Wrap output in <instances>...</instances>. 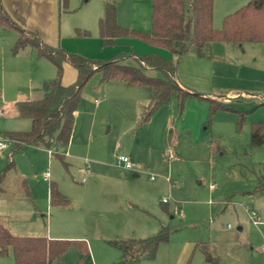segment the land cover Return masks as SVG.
Here are the masks:
<instances>
[{
	"label": "rangeland",
	"instance_id": "1",
	"mask_svg": "<svg viewBox=\"0 0 264 264\" xmlns=\"http://www.w3.org/2000/svg\"><path fill=\"white\" fill-rule=\"evenodd\" d=\"M249 1H216L214 27L221 29L224 17ZM9 34L16 37L15 44L18 34L0 26L3 44L10 41ZM26 49L32 50L29 46ZM206 55L202 58L204 68L214 71L210 93L225 95L243 90L257 96L245 101L228 100L225 105L234 111H217L207 131L203 130L210 114V104L206 103L200 127V132L205 133L202 139L180 134L188 109L180 117L176 101L139 126L142 104L138 99L146 91L123 84H101L95 76L83 91L70 146L52 147L50 151L38 148V157L32 156L28 146L18 151L17 170L10 171L3 181L6 193L26 198L20 176L25 179L33 200L45 215L46 227L61 235L62 240L87 243L89 258L84 264H109L120 258L119 262L121 252L108 241L145 239L157 235L162 228L169 230V241L160 244L155 259L136 264H264V190L263 194L247 192L264 174V145H251V124L264 123V45L245 43L240 47L216 42L206 48ZM5 56H0L6 60H0V104L4 90L7 94L12 88L27 87L30 79L29 74L15 70L18 68L11 53ZM44 60L56 74L55 67ZM127 64L137 62L129 59ZM74 69H67L65 80L72 72L75 74ZM148 74L162 76L154 70ZM41 84L38 76V91ZM259 88L261 93L252 90ZM200 108L202 115V106L188 113V125L198 119ZM236 110L249 112L240 130ZM23 128L31 129L29 120L0 116V136ZM173 136L178 137L175 145ZM122 155L130 157L133 171L118 164ZM3 167L0 155V171ZM45 171L69 199L68 207L50 206V182L42 179ZM227 197L235 205L221 211L219 200ZM252 210L259 214L258 224L248 216ZM212 239L216 243L211 256L195 249L197 243ZM79 254L71 247L54 264H77ZM0 264H14L12 254L0 256Z\"/></svg>",
	"mask_w": 264,
	"mask_h": 264
},
{
	"label": "trees",
	"instance_id": "2",
	"mask_svg": "<svg viewBox=\"0 0 264 264\" xmlns=\"http://www.w3.org/2000/svg\"><path fill=\"white\" fill-rule=\"evenodd\" d=\"M71 0H59L60 10L69 12ZM153 5L152 30L147 33L119 26L116 2H107L104 15L98 23L99 36L104 47L114 46L119 40H137L148 46L169 53L164 56L154 52L136 55L132 52L119 53L108 60L89 59L70 53L61 47H53L43 42L32 31L19 26L6 12L0 0V26L15 30L18 39L12 49L18 53L25 47L37 52L38 58L48 60L56 69V77L42 86L44 96L37 101L17 104L19 116L31 121L28 132H4L3 138L11 140L12 147L8 162L0 174V193L6 175L16 169L13 155L25 145H33L50 150L52 147H68L71 141L76 112L88 83L98 76L101 84H124L141 87L149 94V103L142 106L138 125L149 123L157 112L177 103V111L182 117L192 99L205 100L210 104L208 125L219 110L234 111L225 104L204 98L199 92L183 90L176 82V74L182 58L195 54L206 58V48L216 42L242 47L245 43L264 45V0H250L246 5L226 15L221 29L214 27V7L218 0H150ZM89 35V32H79ZM134 59L137 65L127 61ZM71 64L77 71L76 81L63 85L64 64ZM158 71L161 77H153L148 71ZM249 112L237 111V129L240 130L247 120ZM264 144V124L254 123L251 127V145ZM63 160V159H62ZM28 197L31 191L25 180L22 181ZM264 190V176L259 179L256 192ZM50 204L53 207L68 206L69 199L59 190L56 183L50 184ZM169 241V230L145 239H119L108 244L122 253V259L116 264H136L141 260H153L160 244ZM75 247L80 253L77 264H84L89 258V247L85 241L56 240L46 237H20L13 235L0 224V256L12 254L14 264H54L64 254ZM202 243L196 249H202Z\"/></svg>",
	"mask_w": 264,
	"mask_h": 264
},
{
	"label": "crops",
	"instance_id": "3",
	"mask_svg": "<svg viewBox=\"0 0 264 264\" xmlns=\"http://www.w3.org/2000/svg\"><path fill=\"white\" fill-rule=\"evenodd\" d=\"M112 1L116 2L117 4V21L120 27L127 29L141 30L147 33L151 32L153 5L150 0H71L69 4V9H70L69 12H62L60 10L59 0H2V4L6 12L9 14V16L19 26H21L25 30L37 33L41 37L44 43L53 47H61L70 53L79 54L89 59L108 60L115 57L119 53H128V52H132L136 55H144V54L157 52L164 56H167L166 54L160 52L158 49L143 44L142 42L137 40H119L118 43L114 46L104 47L102 39L99 36L98 23L100 18L104 15L106 3ZM235 1H239V0H235ZM4 30L15 31L11 29H4ZM84 31L89 32V35L87 36L84 35L83 33L82 34L79 33ZM9 35L11 39L8 43L3 44V42L0 41V56L2 54V57L6 58L5 55L11 53V55L13 56L12 58L13 61L17 64L14 65L16 68H18V70L15 68L14 69L17 72L22 70L24 73L29 74L30 79H29V85L27 87L19 86L16 88H12L8 90L7 94L4 90L2 96V103L0 104V108L2 109V113L0 114V116L12 115L15 118L23 119L19 116L17 104L20 102L37 101L42 99L44 96L42 90L43 84L49 80L54 79L56 77V74L55 72H53L50 66H47V64L43 62L45 61L43 58H38L37 52L33 48L31 51H29L26 49L27 47H25L21 49L18 53L14 54L12 51L15 45L13 43L14 40L13 38L16 37L13 36L12 34ZM3 58L0 60L5 62L6 60ZM204 63H206L205 59L199 58L198 56H195L193 54L184 56V58H182L180 62L176 74L177 84L185 91L199 92L203 95L204 98L209 97L223 104H226L228 100L245 101L246 99L249 98L250 99L256 98L257 95L249 94L247 93V91H243V90L229 91L225 95L210 93L209 90L213 88V84H214L213 83L214 71L210 70V67H208V70L204 68L205 67ZM71 67L74 69V67L71 64L69 63L64 64V75L62 78V83L65 86L73 84L77 79V71L74 69L75 74H73L72 72V74H70L69 80H65V73L67 69H71ZM38 76L40 77V80L42 82L39 91H38ZM128 87L143 89L141 87H130V86ZM252 88H256V87H252ZM252 90L255 92H260V93L262 92L260 88L252 89ZM146 93H147L146 95L142 94V96L140 94L141 99H138V102H140L142 106H146L149 103V94L147 91ZM206 103L208 104V102L205 100H200V99L191 100L189 108L187 110L186 118L180 125L179 132L180 134L183 132L182 136H189V137L191 136L193 139L195 138L202 139L204 137L205 133L202 134L200 132V127L204 123L203 120L204 117L206 116L205 115L206 114L205 110L207 109L205 105ZM201 106L204 107V113L201 115V113L203 112V108L202 109L200 108V110L202 111L199 110L198 114L196 115L198 116V119L197 120L195 119V121H193V124L188 125L187 124L188 121L186 120L188 117V113L193 109L194 110L199 109V107ZM76 116H77V112H76ZM256 123L264 124L261 122H256ZM210 127L211 126L205 125L203 130L207 131L210 129ZM21 130L9 131V132H28V128L27 129L23 128ZM0 137H2V135ZM172 139H173L172 142L175 145L176 144L175 141L178 139V137L173 136ZM26 146L31 147L32 156L38 157V148L40 147H36L33 145H25L20 150H23ZM11 147L12 144L9 146L7 150H0V155L4 163V167L0 171V174L7 166L8 157H9L8 152ZM17 152L13 155V161L15 163V166H16L15 156ZM175 158L177 157L175 156ZM177 159L180 160L179 157ZM133 170H129V171H133ZM45 173L46 171L43 172L42 174L43 181H45L44 180ZM133 176L138 177L137 174H133ZM20 180L22 184V181L25 179H23L20 176ZM152 181H155V179H153ZM49 182H50L49 183V204H50V184L55 182H52L51 178ZM255 185L256 186L254 189L247 192L251 194H256V193L263 194L262 193L263 191L260 192L255 191L256 188L259 186V181H256ZM219 204H220L219 207L220 210L224 211L228 208V206L235 205V202L232 201L231 197H227V199L225 200L224 199L219 200ZM242 205L243 204L241 203L239 204V206ZM50 206L52 205L50 204ZM180 211H178L179 216H180ZM246 211H248L247 208ZM258 222H259V214H258ZM75 223L77 224V221H75ZM0 224L6 227L15 236L46 237L49 239L62 240L60 239V237H62L61 235L52 233L51 228L48 229V227H46L45 215L42 214L38 205L33 200L32 192H31V198L28 196L26 198H21L19 196L10 197L6 193V189L3 187V191L0 193ZM79 224L82 223L79 222ZM75 229L80 230V227L76 226ZM239 230H241V228H239ZM222 241L227 242L225 240ZM222 241H218V242L221 243ZM201 243L203 246L202 249L200 248L197 249L203 252V254H205L206 256L208 257L211 256L212 253L214 252L213 246L216 243V240L212 239L210 241H201L196 245ZM63 256L58 262H60L63 259ZM79 259H80V254H79ZM119 259H117V261L116 260L108 261V263L116 264V262L118 263ZM213 259L214 258L212 257L210 260Z\"/></svg>",
	"mask_w": 264,
	"mask_h": 264
},
{
	"label": "built area",
	"instance_id": "4",
	"mask_svg": "<svg viewBox=\"0 0 264 264\" xmlns=\"http://www.w3.org/2000/svg\"><path fill=\"white\" fill-rule=\"evenodd\" d=\"M1 113H2V109L0 108V114ZM12 143L13 142L11 140H9L7 138L0 137V150H7ZM51 154H53V153H51ZM172 158H175V156L172 155ZM117 162H118V164L122 165L125 169L133 170V164H132L131 160L129 159V157H127V156H119L118 159H117ZM50 178H51L50 173L46 172L44 174V180L46 182H49ZM153 179H154V177H152V180ZM84 181H85V179H84ZM180 216L181 217L183 216V212L182 211H180ZM249 217H250V219L252 220V222L254 224H258V214H257L256 211H254V210L249 211Z\"/></svg>",
	"mask_w": 264,
	"mask_h": 264
}]
</instances>
